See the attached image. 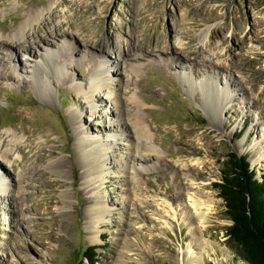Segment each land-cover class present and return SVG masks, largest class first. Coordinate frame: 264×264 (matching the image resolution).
<instances>
[{
	"label": "rangeland",
	"instance_id": "374dc122",
	"mask_svg": "<svg viewBox=\"0 0 264 264\" xmlns=\"http://www.w3.org/2000/svg\"><path fill=\"white\" fill-rule=\"evenodd\" d=\"M33 11L43 13L36 29L47 41L28 53L0 38V149L10 142L6 132L15 130L47 156L30 164L20 182L14 164L20 153L11 151L7 171L17 180L5 178L0 190V264H121L124 254L128 264H181L193 241L181 218L193 212L192 193L211 208L206 229L195 219L189 223L210 241L208 252L193 244L203 264L224 257L245 264L228 243L231 221L216 182L234 177L230 152L243 155L264 182V155L258 157L264 151V0H0V26L7 27L0 36H10ZM64 39L62 49L43 58ZM103 61L113 90H96L91 112L76 86L88 84ZM34 63L49 81L46 97L31 76ZM204 71L214 72L219 87L233 81L223 111L224 100L199 89ZM131 95L149 123V144L159 149L152 156L132 147ZM81 136L114 142L99 173L81 158ZM254 140L262 149L249 148ZM98 199L111 213L92 230L88 213Z\"/></svg>",
	"mask_w": 264,
	"mask_h": 264
},
{
	"label": "bare ground",
	"instance_id": "6f19581e",
	"mask_svg": "<svg viewBox=\"0 0 264 264\" xmlns=\"http://www.w3.org/2000/svg\"><path fill=\"white\" fill-rule=\"evenodd\" d=\"M55 12H56L55 10L52 11L53 14ZM42 15H43L42 12H37V11L31 12L29 14V16L26 17L25 20L18 27L13 28L11 30L10 36L6 37V36L1 35L0 36L1 40L6 38L5 41H7L6 42L7 45H9L11 47L14 46L15 48L24 46L25 51H27L28 53L31 52L30 47L33 48L34 44L39 45V41H47V38L40 33V28L36 29L37 20H39ZM47 23H48L47 21L43 22L44 25H46ZM0 27L4 31L7 30V27L5 25H1ZM29 27H35L34 28V35L32 36V38L28 42L29 46L25 47V45H23V44L27 42V34H28V28ZM49 35L52 37H59L60 36L59 32L56 30H51L49 32ZM67 42H68V40L64 39V41L62 43L61 42H59L58 44L54 43L55 45L52 46L51 48H49V50L44 54L43 58L44 59L46 57L51 58L53 56V54L57 53L58 50L62 49L64 47V45L67 44ZM103 64L105 65V61H103L99 64L100 66H102V68L100 70H98L95 73L90 75V77H89L90 80H89L88 84L85 83L86 85H77L76 86L79 93L84 94L85 97L88 99V101H87V103L89 105L88 110L91 112L94 109L93 105H95L97 103L96 102L97 95L95 94V91L104 89V90H106L107 93L110 94L111 91L113 90L111 88L110 84L107 83L108 77H106L104 74L105 72H107V75H108L109 71L107 69H105V67H103L104 66ZM39 65H40V63H34V66H33L32 72H31V76L34 77V79L36 81V85L38 86V89L40 91V94L42 96L46 97L47 91H48L47 85H48L49 81L46 82L44 75H42V73L43 74H45V73L43 72V70H41ZM58 65H60V63H55L54 67H57ZM5 66H6V64L4 63V67ZM213 73L210 71H204L203 75L200 77L201 79L198 82V86H199V89H201V91L206 96H212V98L213 99L215 98V100H220V99L224 100V101L220 100V102H219V105H220L219 109H221L223 111L226 107H228L229 102L231 100L232 94H230L228 92V90H229L230 83H232L233 81H232V79H230L232 82L230 81V83H229V81L228 82L226 81V83L223 87L222 86L219 87V85L217 84V81L215 80ZM187 75H188V80L190 82V84H189L190 87L194 86V83L190 81L191 77H190L189 73H187ZM132 80H133V77H132ZM227 87H228V89H227ZM237 95L240 96V93ZM129 99H130V101H132L134 103V112L132 113L133 118L131 120V123L133 124L132 130H133V135L136 138V140L134 141L132 147L135 148L137 153L143 154L145 152H150V156H152L151 153L152 152H158L159 149L157 147H155L154 145L149 144L152 141L154 142V140H151V133L149 131L150 130L149 123L145 124V118L139 112V109H138L139 104H138V100L136 99V97L131 95ZM263 132H264V130H263ZM6 133H8L7 134L8 136H10V139H9L10 142H8V144L6 143L4 150L0 149V162H2V164L4 165L3 166L0 163V190H3V191H4L3 186L6 185V179L5 178H8V180L10 179V181L12 183L15 182V180H17V178L11 177V175H9V173L7 171V166H9V164H11V160L9 159V156L11 155V151L13 150V147L16 148V150L20 153V156L18 157L19 159L16 162H14V164L16 165L17 170H18V172H17L18 180L17 181H20V182L23 179L28 178V176H26V175H28V173L31 172L30 171L31 165H33V163H35L36 161H44L46 156H47L41 145L39 146L40 150H38V149H36L38 151L34 150L35 146H33L34 145L32 142L33 139H31L30 137L21 141L22 137H20V135L17 133V131L11 130V131H7ZM32 136H34V135H32ZM111 136H113V135H111ZM81 137L82 138L79 141L80 142L79 143V150L81 153V158L83 159L85 164H87L90 168H92V170H93L92 173L93 172L99 173L101 171L100 170V164L105 165L107 163L106 161L108 158L109 150L113 147L114 142H111L112 140L110 139L109 136H108L109 139H106L105 141H103L100 137H90V136H81ZM3 141H4V139H3ZM19 142H21V143H19ZM3 143H5V141ZM262 147L263 146H261V141L254 140L249 148H251V150L254 151L256 149L260 150V149H262ZM50 149H51V154L55 153V151H53V149H54L53 146ZM258 154H259L258 157H260V156L263 157L264 151H261ZM117 160L120 161L121 165L124 164V163H122L123 161L125 162V159L121 155ZM140 160H141V158H140ZM96 163H98L99 165H96ZM49 164H50V167L55 170V168H58L57 164H59V161L57 160V158L51 159ZM140 166L143 167L141 169H143V171L146 173L147 168L144 167L143 165H140ZM182 166L184 167V166H186V164H182ZM59 167H60V165H59ZM98 176H100V175H98ZM128 179H136V176H134V175L132 176V174H131L128 176ZM19 188H24V187H22L21 184H19ZM138 189H143V188L138 186ZM15 193L16 192H14L12 194V196H16L17 194H15ZM163 201L166 202L165 200H163ZM189 202H190V205L193 209V212H191L190 215L187 214V212H182L181 218H182V220L185 221V224L187 225V228H188V233L192 236L191 238L193 239V241H190L187 244L186 251L182 254L181 259L180 258L179 259H180V263L182 262L181 264H187V263L192 264L193 262H198L200 264H203L204 263L203 253H197L195 250V247H193V244H195L194 241H196V242L198 241L197 243L201 247L202 252H204V251L208 252L207 247H208L210 241L204 237V234L201 231H198L199 235L197 236L196 228L193 225L191 226L189 223H190L191 219H193V220L195 219L196 221L199 222L200 226L203 227V230L206 229L209 214L211 213L210 212L211 208H210V204L208 203V200H205V198H203V197L196 198V195L194 193L189 195ZM108 213L110 214L111 211L109 210V208H107V205L105 204L103 199H100V200L98 199L97 202L89 208L88 214L91 218L92 230H93V228L98 227V225L100 224V221L105 220L106 214H108ZM96 238H97V235L95 234V235L90 237V240L92 242H94L96 240ZM123 258H124V260L120 261V263L121 264H128L127 263L128 262L127 261L128 256L124 254ZM129 259H130V257H129ZM216 262H217V264H228L227 258H225V257L224 258H218L216 260Z\"/></svg>",
	"mask_w": 264,
	"mask_h": 264
},
{
	"label": "trees",
	"instance_id": "16d2710c",
	"mask_svg": "<svg viewBox=\"0 0 264 264\" xmlns=\"http://www.w3.org/2000/svg\"><path fill=\"white\" fill-rule=\"evenodd\" d=\"M229 156L234 177L221 176L216 182L231 221L226 228L228 243L245 264H264V182L253 177L243 155L230 153Z\"/></svg>",
	"mask_w": 264,
	"mask_h": 264
},
{
	"label": "water",
	"instance_id": "95a60500",
	"mask_svg": "<svg viewBox=\"0 0 264 264\" xmlns=\"http://www.w3.org/2000/svg\"><path fill=\"white\" fill-rule=\"evenodd\" d=\"M230 153H236V154H237V152H230ZM230 153H229V154H230ZM237 156H239V155L237 154Z\"/></svg>",
	"mask_w": 264,
	"mask_h": 264
}]
</instances>
